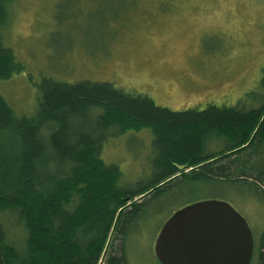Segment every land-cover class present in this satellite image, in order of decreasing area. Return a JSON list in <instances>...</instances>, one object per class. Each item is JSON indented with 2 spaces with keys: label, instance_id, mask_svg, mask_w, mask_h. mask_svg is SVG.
I'll return each mask as SVG.
<instances>
[{
  "label": "trees",
  "instance_id": "trees-1",
  "mask_svg": "<svg viewBox=\"0 0 264 264\" xmlns=\"http://www.w3.org/2000/svg\"><path fill=\"white\" fill-rule=\"evenodd\" d=\"M12 2L0 0V80L22 70L2 35ZM258 88L253 107L173 111L111 83L42 77L31 116H17L0 94V216L24 231L15 244L0 219V264H127L126 239L147 197L176 180L246 183L264 198V72ZM112 129L150 130L146 183L121 185L119 167L103 161ZM256 262L264 264V229Z\"/></svg>",
  "mask_w": 264,
  "mask_h": 264
},
{
  "label": "rangeland",
  "instance_id": "rangeland-1",
  "mask_svg": "<svg viewBox=\"0 0 264 264\" xmlns=\"http://www.w3.org/2000/svg\"><path fill=\"white\" fill-rule=\"evenodd\" d=\"M10 14L2 35L22 70L0 80V94L17 116L34 114L42 77L111 83L173 111L257 105L250 99L264 72V0H13ZM101 157L119 167L121 185L146 183L152 134L112 129ZM205 200L224 201L246 220L254 244L249 264H257L264 198L246 183L181 180L147 197L126 239L127 264H161L154 244L165 221ZM0 219L8 239L21 245L15 217Z\"/></svg>",
  "mask_w": 264,
  "mask_h": 264
},
{
  "label": "water",
  "instance_id": "water-1",
  "mask_svg": "<svg viewBox=\"0 0 264 264\" xmlns=\"http://www.w3.org/2000/svg\"><path fill=\"white\" fill-rule=\"evenodd\" d=\"M253 249L246 220L228 203L217 200L175 211L154 244L161 264H249Z\"/></svg>",
  "mask_w": 264,
  "mask_h": 264
}]
</instances>
